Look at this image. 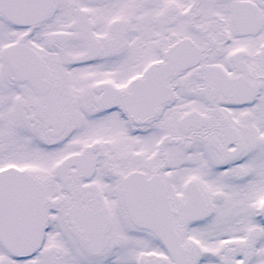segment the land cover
Returning <instances> with one entry per match:
<instances>
[{"label":"snow or ice","instance_id":"6c2138e0","mask_svg":"<svg viewBox=\"0 0 264 264\" xmlns=\"http://www.w3.org/2000/svg\"><path fill=\"white\" fill-rule=\"evenodd\" d=\"M0 264H264V0H0Z\"/></svg>","mask_w":264,"mask_h":264}]
</instances>
